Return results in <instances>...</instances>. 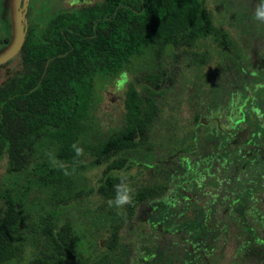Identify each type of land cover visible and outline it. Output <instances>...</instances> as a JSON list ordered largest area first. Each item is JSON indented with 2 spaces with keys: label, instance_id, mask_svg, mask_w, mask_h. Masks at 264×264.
<instances>
[{
  "label": "trees",
  "instance_id": "16d2710c",
  "mask_svg": "<svg viewBox=\"0 0 264 264\" xmlns=\"http://www.w3.org/2000/svg\"><path fill=\"white\" fill-rule=\"evenodd\" d=\"M36 4L26 14L19 68L0 82V162L5 161L0 264L19 259L24 250V200L32 188L57 197L56 208L69 209L72 200L83 196L82 190L73 192V185L87 162L84 155L76 156L73 144L94 156L92 165L106 164L101 194L115 198L120 177L110 172L128 161L118 155L148 148L158 98L172 81L171 70L193 41L212 28L202 0H97L71 8L50 1ZM168 54L171 68L164 60ZM141 59L153 66L126 82L123 126L98 143H85L93 129L98 82L134 72L132 66ZM211 138L216 157L219 149ZM229 150L224 148V154ZM220 164L212 171L189 163L171 166L163 171L162 183L140 188L133 203L116 212L109 252L92 264L109 263L107 255H113L114 264H264V201L256 198L264 194V185L251 184L247 169L238 173V184L221 185L217 176L231 161ZM65 169L71 174L65 175ZM9 177L19 188L6 185ZM54 213L49 220L59 217ZM58 225L44 229L46 243L28 264H67L66 257H73L67 223Z\"/></svg>",
  "mask_w": 264,
  "mask_h": 264
},
{
  "label": "rangeland",
  "instance_id": "374dc122",
  "mask_svg": "<svg viewBox=\"0 0 264 264\" xmlns=\"http://www.w3.org/2000/svg\"><path fill=\"white\" fill-rule=\"evenodd\" d=\"M48 1L50 5L61 4L63 7L71 8L97 0H84L83 3L76 0H29L26 14L30 4L33 11L36 3L42 5L48 4ZM202 1L205 13L212 21V28L193 41L188 51L179 57L176 67L171 70L173 71L172 81L163 87L158 98L159 111L147 140L149 149L143 145L120 153L119 157L123 156L128 160L125 167L110 172L111 175L127 177V182L132 185L134 193L148 185L162 183L161 175H165L163 171L168 167L189 163L193 168L204 167L212 171L214 166V142L208 141V131L205 126L200 124L195 128L194 123L196 120L200 121L204 110L200 102L201 95L203 99L205 96L203 77L209 74L213 79L216 68L229 58L231 44L239 35L235 21L231 17L232 2L230 0ZM11 34V0H0V50L4 48L6 42H9ZM164 60L167 67L171 68L169 54ZM152 66L148 59L145 61L141 59L132 66L134 72L126 71L125 75L118 76L107 83L104 80L98 82V99L93 111V129L91 138L85 140V143H98L114 131L120 130L124 124L123 99L126 82L136 75L150 71ZM18 68L19 56L17 55L8 64L0 67V82L7 74L14 73ZM200 89L203 90L202 93ZM194 128L199 130L197 135H194ZM93 158L89 151L84 152V161L87 163L77 173L76 185H73V192L75 193V188L82 190L83 196L77 201L72 200L69 209L56 208L54 203L57 197L53 199L50 192L38 190L35 187L31 189L24 200L25 211L22 222V231H25L24 250L20 258L11 261L10 264H28L35 260L37 251L43 249L42 245L46 243L44 229L50 223L56 222L59 223V227L67 223V238L69 237L72 242L70 250L74 258L66 257L67 264H92L109 252L107 245L114 225L113 220L116 212L118 213L121 208L109 207L108 201L111 199L101 194L100 178L106 164L92 165L90 161ZM240 162L239 165L255 168L256 173L260 174L256 178L258 182L263 178L261 173H264V157L253 153ZM4 165L5 161L2 160L0 176L4 171ZM240 167L226 169L224 174L217 176L219 183L222 185L226 181L236 180V173L241 172ZM202 173L205 174L206 171ZM14 180V177H9L6 185L13 189L19 188L14 185ZM1 181L0 178V183ZM211 187L213 189L214 184ZM22 192L23 189L19 191V193ZM86 192L91 193L85 196ZM256 197L261 198L259 194H256ZM54 211L55 216L59 214V217H52L49 220V214ZM124 230L125 228L121 229L120 235H125ZM230 254L229 252L226 257L229 258ZM255 258L256 255H253L252 259ZM105 260L110 262L104 264H114L113 255L112 258L107 255Z\"/></svg>",
  "mask_w": 264,
  "mask_h": 264
},
{
  "label": "flooded vegetation",
  "instance_id": "af4514ba",
  "mask_svg": "<svg viewBox=\"0 0 264 264\" xmlns=\"http://www.w3.org/2000/svg\"><path fill=\"white\" fill-rule=\"evenodd\" d=\"M230 1L231 17L239 37L235 42L233 40L229 58L222 60L213 79L209 74L203 77L205 96L200 98L204 106L200 123L207 128L208 141H213L211 136L215 138L219 150L217 156H213V164H217V168H220L223 159L231 161L229 167L241 166V170L249 171L251 184L264 185V173H261L263 178L258 182L256 178L260 174L254 167L239 165L242 159L253 153L264 157V22L255 18V9L264 4V0ZM227 147L229 153L224 154L223 150ZM215 159H218L217 162H214ZM238 173L236 180H232L236 183L242 180ZM259 195L261 198H256L264 201V194Z\"/></svg>",
  "mask_w": 264,
  "mask_h": 264
},
{
  "label": "water",
  "instance_id": "95a60500",
  "mask_svg": "<svg viewBox=\"0 0 264 264\" xmlns=\"http://www.w3.org/2000/svg\"><path fill=\"white\" fill-rule=\"evenodd\" d=\"M28 3L29 0H11L12 34L7 45L0 50V65L17 56L22 48L27 30Z\"/></svg>",
  "mask_w": 264,
  "mask_h": 264
},
{
  "label": "clouds",
  "instance_id": "9594fccd",
  "mask_svg": "<svg viewBox=\"0 0 264 264\" xmlns=\"http://www.w3.org/2000/svg\"><path fill=\"white\" fill-rule=\"evenodd\" d=\"M255 18L260 21L264 22V4H261L255 9ZM72 148L75 151L76 156L84 155V149L82 147L77 146L76 144L72 145ZM53 164L56 163L55 159L51 160ZM61 167H64L61 165ZM74 171V169H73ZM65 175H70L71 173L64 170ZM116 196L114 200H109L108 205L109 207L115 206L116 208H123L126 205H131L134 199V189L131 184L127 182V177L122 176L120 177V182L115 185Z\"/></svg>",
  "mask_w": 264,
  "mask_h": 264
}]
</instances>
